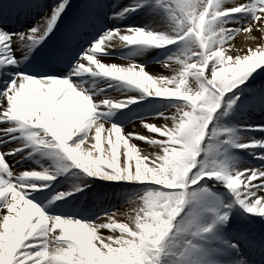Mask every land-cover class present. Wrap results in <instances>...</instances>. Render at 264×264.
Returning a JSON list of instances; mask_svg holds the SVG:
<instances>
[{
  "label": "snow or ice",
  "instance_id": "1",
  "mask_svg": "<svg viewBox=\"0 0 264 264\" xmlns=\"http://www.w3.org/2000/svg\"><path fill=\"white\" fill-rule=\"evenodd\" d=\"M0 264H264V0H0Z\"/></svg>",
  "mask_w": 264,
  "mask_h": 264
},
{
  "label": "bare ground",
  "instance_id": "2",
  "mask_svg": "<svg viewBox=\"0 0 264 264\" xmlns=\"http://www.w3.org/2000/svg\"><path fill=\"white\" fill-rule=\"evenodd\" d=\"M129 22H135V21H129ZM241 40H242V37L237 38V43H240ZM159 51H160L159 49H154V50L148 52L145 56L138 58L137 63L147 61L146 69L151 74H158L159 73V74L168 75L169 73L166 72L165 69L159 63L155 62V57L157 56V53ZM116 52H117V54H131L128 51L124 52V49H116ZM109 62L124 63L125 61H123L117 57H112ZM152 100H153L152 97H148L147 100L140 102V106L130 105L129 108L122 109L121 111L116 112V114L112 117V119L114 121L125 120L126 118H128V115H127L128 113L132 114V118L130 120H134L136 117H143L144 115H146L149 112L150 109L160 107L159 104H155V103L150 104L149 101H152ZM121 112H123V116L121 115ZM128 122H126L125 124H127ZM136 123L139 124V121H137ZM254 135H256L259 138V135H261V134L260 133H254ZM138 147H143V144L142 143L138 144ZM241 155H243L245 157H247V156L251 157L246 150L243 151L241 153ZM257 162H255V163H257ZM133 163H134V161H133ZM257 167H260L259 162H258ZM60 179H63V177H61ZM88 179L90 180L91 178H88ZM104 183H106V182L105 181H96L92 185L93 192L90 193L89 196L87 197V199L83 202V206L85 208H90V209L91 208H101L102 209L106 205L119 206V204L122 202V197L118 198L115 195V193L120 192V190L105 186V185H103ZM67 187H68V185H61L59 190H66ZM85 191H87V189ZM75 195L77 197H79L80 193H76ZM56 203H60V202L57 201ZM102 234L106 236L109 233L107 230H102Z\"/></svg>",
  "mask_w": 264,
  "mask_h": 264
},
{
  "label": "rangeland",
  "instance_id": "3",
  "mask_svg": "<svg viewBox=\"0 0 264 264\" xmlns=\"http://www.w3.org/2000/svg\"><path fill=\"white\" fill-rule=\"evenodd\" d=\"M255 163V162H254ZM258 163H255V166L257 167ZM126 194V193H125Z\"/></svg>",
  "mask_w": 264,
  "mask_h": 264
}]
</instances>
